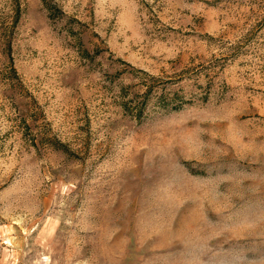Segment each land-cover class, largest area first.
<instances>
[{"label": "rangeland", "instance_id": "obj_1", "mask_svg": "<svg viewBox=\"0 0 264 264\" xmlns=\"http://www.w3.org/2000/svg\"><path fill=\"white\" fill-rule=\"evenodd\" d=\"M0 264H264V0H0Z\"/></svg>", "mask_w": 264, "mask_h": 264}]
</instances>
